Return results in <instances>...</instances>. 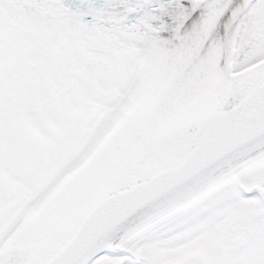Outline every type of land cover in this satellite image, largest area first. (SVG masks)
Instances as JSON below:
<instances>
[{"label":"snow or ice","instance_id":"snow-or-ice-1","mask_svg":"<svg viewBox=\"0 0 264 264\" xmlns=\"http://www.w3.org/2000/svg\"><path fill=\"white\" fill-rule=\"evenodd\" d=\"M0 264H264V0H0Z\"/></svg>","mask_w":264,"mask_h":264}]
</instances>
